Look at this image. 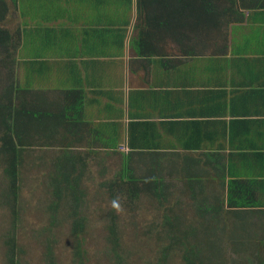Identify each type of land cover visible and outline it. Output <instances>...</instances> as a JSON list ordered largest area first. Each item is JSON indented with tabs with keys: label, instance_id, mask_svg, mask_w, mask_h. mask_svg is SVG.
Here are the masks:
<instances>
[{
	"label": "crops",
	"instance_id": "obj_1",
	"mask_svg": "<svg viewBox=\"0 0 264 264\" xmlns=\"http://www.w3.org/2000/svg\"><path fill=\"white\" fill-rule=\"evenodd\" d=\"M8 3L16 81L47 119L30 148L114 157L155 197L190 199L214 260L264 264V8L237 20L222 0Z\"/></svg>",
	"mask_w": 264,
	"mask_h": 264
},
{
	"label": "rangeland",
	"instance_id": "obj_2",
	"mask_svg": "<svg viewBox=\"0 0 264 264\" xmlns=\"http://www.w3.org/2000/svg\"><path fill=\"white\" fill-rule=\"evenodd\" d=\"M6 71L0 67L4 84L9 81ZM27 153L21 166V264H49V251L55 264H117L115 244L109 241L112 222L119 230L122 264H224L214 260L211 250L207 252L209 246L202 243L212 231L198 230L196 223H189L196 216L188 205L189 198L176 200L142 192L133 202L124 194L113 200L104 183L118 175L121 165L114 157L107 165L84 164L82 160L72 173L81 180L78 194L85 202L79 216L84 217L85 230L74 232L73 219L64 205L51 225L48 205L54 193L50 174L58 153L48 149ZM10 220L9 210L0 203V264H6L3 239Z\"/></svg>",
	"mask_w": 264,
	"mask_h": 264
},
{
	"label": "trees",
	"instance_id": "obj_3",
	"mask_svg": "<svg viewBox=\"0 0 264 264\" xmlns=\"http://www.w3.org/2000/svg\"><path fill=\"white\" fill-rule=\"evenodd\" d=\"M253 7L264 8V0H222L221 12L240 20L242 10ZM10 8L8 0H0V53L4 55L0 57V67L7 70L6 74L8 73L9 79L5 84L0 81V203L9 210L11 215L3 239L5 262L6 264H21L22 250L18 240L21 214V166L25 159V153L36 152L35 147H30L44 144V138L37 133L36 125L38 121L45 122L47 119L44 120L46 114L36 105H30L28 101L30 91L26 88L23 89L20 81H16V51L19 46L17 34L19 32L14 33L5 25ZM223 22L221 19L215 22V25H221ZM67 96H76L82 102L83 92L68 90ZM48 137L47 144L53 145L55 140L52 139V135ZM37 157L41 158V155ZM54 160L55 169L50 174L54 199L48 205L52 212L51 225L56 223V213L64 205L73 219L74 232L84 231L86 226L84 217L79 216L82 214L81 207L85 202V199L78 194L79 181L81 180L80 177H72L77 164H81L84 159L76 160L68 151H64L63 155H57ZM84 161L86 164L87 160ZM130 168L124 166L118 175L105 181L104 185L109 189L113 200H116L119 194H124L127 199L133 202L139 198L142 192L152 190L153 183L134 179ZM112 219H116V216L112 215ZM110 231L109 241L115 244L117 264H122L123 258L118 252L120 250L118 246L121 245L119 244V230L114 222H112ZM47 258L49 264H55V256L51 255V251L47 253ZM189 264H196V261H190Z\"/></svg>",
	"mask_w": 264,
	"mask_h": 264
}]
</instances>
